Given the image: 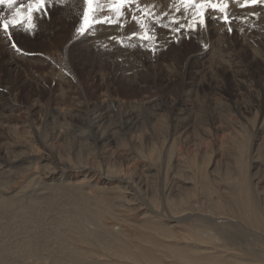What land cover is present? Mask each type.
<instances>
[{"label":"bare ground","instance_id":"1","mask_svg":"<svg viewBox=\"0 0 264 264\" xmlns=\"http://www.w3.org/2000/svg\"><path fill=\"white\" fill-rule=\"evenodd\" d=\"M82 9L83 0H74V4L66 8L57 7L56 10L53 8L51 14L59 20L60 25L51 26L49 21L45 20L40 25L38 32L45 34L42 32L53 31L57 34L72 35L77 38L75 27L78 26V15L82 12ZM5 10L6 7H0V13H5ZM256 10L264 11L261 8ZM236 11L243 15L241 10L237 9ZM254 24L264 33V16L258 21H254ZM245 26L247 27V25ZM133 30H135V25L131 23L124 30L116 27H100L98 28L99 38L97 39L95 35L90 34L91 39L87 42L93 45L110 43L106 39L107 36L118 35L121 31L126 34ZM216 30L220 31V26L216 27ZM158 31L162 38H166L167 33L165 30L160 29ZM247 31L250 32L249 29ZM20 34L23 33H17L18 36ZM239 34H241V31ZM211 37L209 28L196 36L199 44H203V46L199 45L201 48L198 50L200 54L197 58L204 59L206 57L205 61L212 67L213 65H224L229 62L232 64L235 49L226 47L224 39ZM54 39L49 42L52 50L57 46ZM16 40L18 39L16 38ZM58 40L61 42L60 39ZM251 40L255 41L254 39ZM87 42L86 46H91ZM192 42H194L193 39ZM205 44L207 47L204 46ZM3 45L4 42L0 41V46ZM65 49L63 54L66 52ZM220 52L224 53L221 54ZM9 53L7 48L5 50L0 48L1 79L4 73L11 78L13 74H16V76L21 75L27 70H32L33 66L45 63L34 54L19 57L14 52H11L13 54ZM255 53L264 62L262 52L259 53L257 50ZM176 55H179V53ZM253 55L255 56V54ZM106 56L108 58L111 55ZM112 57H115L112 66L113 72L123 75V77H129L137 72L138 69L143 67L141 60L148 58L143 51L136 50L135 54H132L127 50L118 48L113 52ZM61 61L64 66L65 56ZM189 61L187 59V62ZM102 75H105L104 70L100 71L99 76ZM8 77L4 82L10 81ZM231 77L235 80L233 83L235 87H248L247 84L249 83H246L244 79L247 80L250 77L245 71H239L238 69L232 73ZM14 78L17 77L14 76ZM7 84L10 87L4 90L5 95L13 98L9 99L8 103H0V139L5 138L8 141L7 145L3 141L5 145H0V264H264V249H262V246H264V162L258 157L262 153L257 155V152L261 151L260 148L264 147L263 114V118L255 117L250 150L253 152L252 148L256 144H258V149L246 165L249 192L256 200V205H254L252 202L247 201V185L240 176L245 173L244 169L246 168L244 166L236 174H239V177L232 179L229 177L232 176V173L229 170L227 171L226 168L224 178L215 177L216 162H209L208 168L207 166L196 168L195 165L184 162L185 164H183L186 167H183L179 173L174 170H176V167L177 169L182 167L179 166L180 164L177 165L180 161L175 162L176 164L170 163L161 172L159 170L161 167L155 165V162H145L141 175L127 179L120 177L118 172L119 176L112 174L111 170L108 169L111 168V163H109L108 168L101 169L59 158L50 151V140L47 137L42 139L38 135V139H40L38 141L45 149L43 153H39L40 151L38 152L35 149L41 144H36L38 146L34 149L32 143L34 139H31L33 135L30 139L28 135L20 136L21 132L36 134L39 130L34 128L33 122L29 123V117L36 109L37 104L34 102L25 109L26 113H23L27 120L22 121L18 116L21 105L17 103L16 98L12 95L15 90H19V87L17 84H15V87L10 82H7ZM215 85V80L209 84L211 92L212 89L216 88ZM2 94L0 92V95ZM111 102L107 96H102L98 105L88 106L89 104H86L87 106H84L83 110H78L80 112L73 113V115L69 114L73 118L70 121L72 129H74L73 132L79 126L87 128L89 138L95 145L116 143L117 137L115 134L117 132H121L123 137H126L129 134L128 130L133 125L135 111L133 114V111H121L122 108L116 110ZM146 106L148 105L146 104ZM124 109L126 108L124 107ZM140 109L136 112H139ZM160 109L158 108L156 111ZM44 110V127L49 126L50 122L56 123L58 119L64 121L65 117L71 118L61 108H51L48 103L44 106ZM112 110H115V112ZM161 110L165 111L164 109ZM180 112L179 109L174 108L171 115L181 116L186 111L181 112L182 114ZM79 113L86 117L80 120L79 123L81 124H78ZM96 113H98L97 117L92 116ZM112 115L117 120L116 125L113 123L114 126L109 121ZM106 120L111 124L106 125L107 127L101 131L98 122H105ZM183 121V118H177L171 129V135H177L178 137L168 140V143H170L167 148L168 152L184 138V129L188 127V124L185 125ZM77 131L75 132L77 133ZM53 133H55V129ZM259 135H262V138H259ZM256 155L257 157H255ZM125 161H127L126 158ZM231 163L233 165L234 162ZM105 164L107 165V163ZM212 164H214V168L210 170ZM254 170L257 172L253 173ZM139 172L141 173V171ZM209 177L214 188L209 187ZM152 179L156 180L158 192L164 200V204L161 203L163 206H159L160 208L154 206V201L157 200L155 197L153 200H156L152 203L147 199L148 194L153 191L150 186ZM115 182L116 185H114ZM174 197H178V200H173ZM220 200H224L225 203L235 208L228 207L229 211H232L231 214L220 206ZM247 209H249V212L245 213ZM49 212L52 215L51 218H49L51 216ZM241 214L244 215L241 216ZM33 219L45 221H42L43 224H46L49 219L50 223L47 224V228H44V225L41 224L40 228L42 225L43 227L39 230L36 228L38 223L35 224L36 226H32ZM224 231L229 233L227 237H222L226 234ZM240 233H242V236H240ZM242 239L244 243L246 240H251L259 243V246L252 244L251 241L245 243L246 245H242ZM254 245L263 250V252L259 251L262 256L252 247ZM251 257L255 259H251Z\"/></svg>","mask_w":264,"mask_h":264},{"label":"rangeland","instance_id":"2","mask_svg":"<svg viewBox=\"0 0 264 264\" xmlns=\"http://www.w3.org/2000/svg\"><path fill=\"white\" fill-rule=\"evenodd\" d=\"M56 8L57 7H55L54 10H56ZM8 11L9 10L6 7L4 14L7 15ZM48 21L51 26L56 27V24L57 26L60 25L59 20L53 17L52 14ZM65 21L67 20L65 19ZM217 24L218 23L210 22V37L224 39V45L226 44V47H233L232 49H235L234 61H231L232 64L229 62L228 64L213 65L212 67V65H209L205 61L206 57L204 59L200 57L197 58L200 54L198 50L203 44H199L196 39L197 35H193L191 39L181 38L179 43H169L167 48L161 50L155 57L147 52H143L148 57L147 59L141 60L143 67L129 77H123V75L114 73L112 70L114 63L113 60L115 58L112 57V54L116 51V48L121 49L115 44L111 46L109 52H105L103 49L98 50L93 44L87 42L91 39V37H89L90 35L76 38L72 35L57 34L53 31L42 32L45 34H40L41 32L37 31V35H17L16 38L18 39V44L24 46L22 48L29 53V55L32 56V54H34L45 63H43V65L39 63V65H36L37 67L33 66L32 70H27L21 75L16 76V74H13L11 78L4 73L3 75L5 77L3 76L2 79L0 77V92L3 93L0 95V103H8L7 101L13 98L12 96L7 97L8 95H5L4 90L10 87L7 82L12 83L15 87V84H17L19 90H15L12 95L16 98L17 103L21 105V110L19 111L18 116L22 121L27 120V118L24 117V113H26L25 109L34 102L37 104L36 109L31 113V117H29V123L33 122L34 128L37 130L39 129L40 132L39 130L37 131V133L39 132L38 134L36 133L37 136H35L36 134L33 132L30 134H25L26 132L20 133V136L23 135V137L28 135L29 139L33 135L31 139L34 140L33 142L31 140V142L33 143L34 149L38 146L36 144H41V142L38 141L40 140L38 139V135L40 138L42 137V139L47 137L50 140L49 142H51L49 143V149L55 156L72 163L84 164L93 168L103 169L105 167L108 168L111 165V168L109 167L108 169L111 170L112 174L117 176L120 175V177H125L127 179L141 175L145 162H155V165L161 167V169H159L161 172L164 171L170 163L176 164L177 161H180L177 165L180 164L179 166L182 167H178L180 169H177L176 167V170H174L177 173H179L183 167H186L184 166V162H187L186 164H193L196 168L202 166H207L208 168L209 162H216L217 168L215 177L224 178L225 176L223 175L226 168L227 171L229 170L232 173V176H229L232 179H237L239 177V174H236L244 166L246 168L244 169L245 173L240 176L247 185V201L256 205V200L249 192L246 165H248L247 162L252 155L256 154L258 149V144H256V146L252 148L253 152L250 150L251 140L253 138L252 128L255 117L263 118L264 115V62L259 55H256L255 53V51L258 50L259 53L262 52V55H264V33L259 27L255 26V24L253 28H247L245 25L236 22L232 25L234 31L231 33L227 32L222 24ZM218 26H220V31L216 30V27ZM241 27L247 28V30L249 29L251 33L246 30L239 34V29ZM220 34L221 36L219 37ZM59 35L64 36L59 38ZM239 35L241 36L239 37ZM45 37L47 38L46 40ZM53 39L57 45L54 50L50 49L52 47L49 46V42ZM58 39H60L61 42H59ZM192 39L194 42H192ZM251 39H254L255 41ZM86 42L92 47L86 46ZM248 42H250V45ZM256 46L259 47L257 48ZM0 48L3 50L7 48L8 53L13 52L5 43L3 46H0ZM64 49L66 50L65 54H63ZM239 52L243 54H240ZM177 53H179V55H176ZM220 53L223 54L224 52ZM253 54H255V56ZM106 55L111 56L107 58ZM16 56L22 57L17 54ZM63 56H65L64 66L61 61ZM187 59L190 61L187 62ZM117 61L119 62V60ZM238 69L239 71H245L250 77L247 78V80L244 79L246 83H249L247 84V88H237L233 85L235 80H233L231 76L232 73ZM101 70L105 71V75L99 76ZM174 72L177 73L175 74ZM0 76L2 75L0 74ZM14 76L17 78H14ZM6 77H8L10 81L4 82ZM214 80L216 82V88L212 89L211 92L209 84ZM193 83L196 84L193 86ZM215 89L218 91L216 92ZM102 96H107V98L112 101L111 104L116 107V110L117 108H122L121 111H133V114L135 111V119L133 120V125H131L130 130H128L129 134L126 137H123L121 132H117L115 134L117 137L115 140L116 143L112 142L106 145H95L89 138V131H86L88 130L87 128L79 126L78 129L76 128L79 132L77 131L76 133V130L74 131L75 133L73 132L74 129H72L73 127L70 122L73 118L69 114L73 115V113L80 112L78 110H83L84 106H87L88 104V106L93 104L94 106L98 105ZM147 100H149L148 103H146ZM46 102L51 108H61V110L63 112L65 111V113L71 118L69 119L65 117L64 121L58 119L56 120V123L53 122V124L50 122L49 126L44 127V106L47 104ZM146 104L148 106H146ZM167 106L168 108H166ZM124 107L126 109H124ZM158 108L164 109L165 111L161 109V111H156ZM174 108L179 109L182 113H184V111L186 112L184 114L180 112L182 114L181 116H172L171 111ZM138 109H140V111L136 112ZM113 112H115V110ZM79 114L78 124H81L79 123L80 120L85 119L86 117H83V114H80L81 116ZM97 114L98 113L92 114V116L97 117ZM114 115L109 119L112 124L109 123L107 119L105 122H98V126L100 127L98 128L102 131L108 124L113 125L114 123V125H116L117 120ZM177 118H183V123L185 125L188 124V127L184 129L185 134L183 140L179 141L177 143L178 145L175 144V146L171 148L169 155L167 148L170 146V143H168V140L178 137L177 135H171V129ZM52 128L55 129V133H53L54 129L52 130ZM258 137L262 138V135H259ZM2 141L5 144H8L7 139L1 138V146L5 145ZM41 148L42 144L35 150H38V152L40 151L39 153H43L45 149L42 148V150ZM51 148L55 149L52 150ZM260 149L261 151L257 152V155L262 153L258 157L264 162V147ZM257 155L255 157H257ZM169 157V160H171L170 162L168 160ZM125 158L127 161H125ZM231 162H234L233 165H231ZM105 163H107V165ZM109 163L111 164L109 165ZM230 167H232V169H230ZM213 168L214 164L211 165L210 170ZM139 171H141V173ZM252 172L255 173L257 171L254 170ZM129 175L131 176L129 177ZM210 179L211 178L209 177V187L214 188ZM116 184L117 183L115 182L114 185ZM150 186L153 188L152 190L154 192L151 191L148 194L147 199L151 203L157 199L154 201V206L156 205L160 208L163 206L162 204H164V200L158 192L156 180L154 181V179H152ZM156 192L158 194H155ZM156 195L158 196L156 197ZM154 197L156 199L153 200ZM173 200H178V197H174ZM220 206L227 211H229L228 207L234 208L225 203L224 200H220ZM50 212L49 215L52 214V212L51 214ZM248 212L249 209H247L245 213ZM229 213L231 214L232 211H229ZM243 215L244 214H241V216ZM51 217L52 215L49 216V218ZM39 221L33 219L32 222L35 223H32V226H36L38 223L36 228L39 229L41 224L45 222L41 219ZM48 223H50L49 219L46 224H43L44 228H47ZM224 233L226 234L222 235V237H227L229 234L227 231H224ZM240 236H242V233H240ZM249 241L251 240H246L245 243H248ZM245 243L242 239L241 244L246 245ZM252 244H257V246H259V243L253 242ZM252 247L255 248V251L258 254L260 253L259 251L263 252V250H260L261 248L256 247V245ZM263 247L264 246H262V249H264ZM259 255L262 256V254ZM253 258L254 257H251V259Z\"/></svg>","mask_w":264,"mask_h":264},{"label":"snow or ice","instance_id":"3","mask_svg":"<svg viewBox=\"0 0 264 264\" xmlns=\"http://www.w3.org/2000/svg\"><path fill=\"white\" fill-rule=\"evenodd\" d=\"M73 4L74 0H0V7L9 10L7 15L0 13V41L17 55H29L18 44L17 33L35 35L40 25L50 20L53 8ZM257 8L264 9V0H83L75 35L93 34L98 39L100 27L124 30L131 23L135 30L107 36L110 43L94 47L109 52L111 44H115L132 54L140 50L155 57L169 43L191 39L207 30L212 21L222 24L229 33L234 31L232 25L236 22L253 28V22L264 16V11ZM247 28L239 30L243 32ZM160 29L165 30L166 38L161 37Z\"/></svg>","mask_w":264,"mask_h":264}]
</instances>
